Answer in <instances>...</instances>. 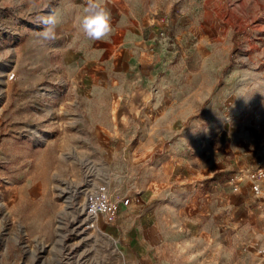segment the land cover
Segmentation results:
<instances>
[{"label": "rangeland", "instance_id": "rangeland-1", "mask_svg": "<svg viewBox=\"0 0 264 264\" xmlns=\"http://www.w3.org/2000/svg\"><path fill=\"white\" fill-rule=\"evenodd\" d=\"M111 3L105 0L114 15L119 11ZM84 6V0H0V264L135 263L117 215L105 222L85 206L88 190L101 183L111 197L130 199L125 191L131 164L116 142L136 141L142 133L111 131L115 118L100 110L108 107L109 89L85 83L90 73L108 74L110 63L97 56L96 67H90L68 58L94 42L78 29ZM51 9L61 19L57 39L41 44L32 21ZM131 9L162 23L154 44L177 49L171 54L176 61H191L196 92L203 84L208 99L227 94L217 106L220 113L209 112L204 100L186 127L194 118L201 126L232 127L237 106L245 110L255 103L264 111V0H132ZM118 28L112 24L111 33ZM155 54L157 65L162 53ZM144 134L164 143L188 139L182 132ZM169 150L149 148V163ZM147 166L151 187L154 167ZM251 166L239 165L230 175Z\"/></svg>", "mask_w": 264, "mask_h": 264}, {"label": "crops", "instance_id": "crops-1", "mask_svg": "<svg viewBox=\"0 0 264 264\" xmlns=\"http://www.w3.org/2000/svg\"><path fill=\"white\" fill-rule=\"evenodd\" d=\"M111 1L119 11L110 13L111 31L114 24L119 32L83 45L68 58L90 67L97 65V56L110 63L108 74L90 73L85 83L109 89L108 107L100 110L108 109L115 118L108 124L111 131L142 133L136 141L116 142L131 164L125 191L130 202L120 207L115 219L129 259L134 264H264V184L261 193L254 194L246 181L238 190L222 183L239 165L264 163V111L255 103L245 110V105L237 106L232 127L201 126L197 118L186 127L204 100L209 112L220 113L217 106L227 94L208 99V92L201 93L203 84L196 92L191 61H176L171 54L177 49L154 44L162 23L148 12L133 11L132 0ZM152 52L162 53L157 65ZM247 124L251 133L245 130ZM151 131L187 133L188 139H144ZM154 147L170 150L149 163L148 149ZM228 151L232 159L224 157ZM148 164L154 167H149L154 172L150 179L156 182L151 187L145 177Z\"/></svg>", "mask_w": 264, "mask_h": 264}, {"label": "clouds", "instance_id": "clouds-1", "mask_svg": "<svg viewBox=\"0 0 264 264\" xmlns=\"http://www.w3.org/2000/svg\"><path fill=\"white\" fill-rule=\"evenodd\" d=\"M83 15L79 18L78 29L83 36L92 41H100L111 33V15L105 0H84ZM32 23L38 25L37 36L41 44H50L57 39V28L61 23L55 9L38 15Z\"/></svg>", "mask_w": 264, "mask_h": 264}, {"label": "built area", "instance_id": "built-area-1", "mask_svg": "<svg viewBox=\"0 0 264 264\" xmlns=\"http://www.w3.org/2000/svg\"><path fill=\"white\" fill-rule=\"evenodd\" d=\"M246 181L254 194L261 193L264 184V163L257 162L254 166L240 169L227 177L222 183L231 185L232 190L239 189V183ZM128 197H111L107 185L96 184L88 190L85 197V206L89 215L104 218L105 222L115 219L120 207L129 203Z\"/></svg>", "mask_w": 264, "mask_h": 264}]
</instances>
